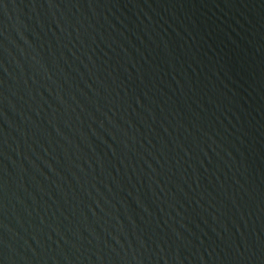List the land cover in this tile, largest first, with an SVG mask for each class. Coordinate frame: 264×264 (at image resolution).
Wrapping results in <instances>:
<instances>
[{
  "label": "water",
  "instance_id": "water-1",
  "mask_svg": "<svg viewBox=\"0 0 264 264\" xmlns=\"http://www.w3.org/2000/svg\"><path fill=\"white\" fill-rule=\"evenodd\" d=\"M0 264H264V0H0Z\"/></svg>",
  "mask_w": 264,
  "mask_h": 264
}]
</instances>
